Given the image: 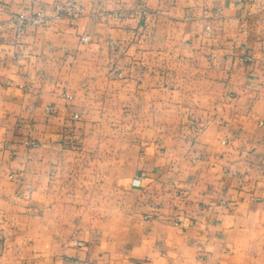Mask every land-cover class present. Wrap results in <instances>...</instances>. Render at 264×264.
<instances>
[{
	"label": "crops",
	"instance_id": "crops-1",
	"mask_svg": "<svg viewBox=\"0 0 264 264\" xmlns=\"http://www.w3.org/2000/svg\"><path fill=\"white\" fill-rule=\"evenodd\" d=\"M0 264H264V0H0Z\"/></svg>",
	"mask_w": 264,
	"mask_h": 264
},
{
	"label": "built area",
	"instance_id": "built-area-1",
	"mask_svg": "<svg viewBox=\"0 0 264 264\" xmlns=\"http://www.w3.org/2000/svg\"><path fill=\"white\" fill-rule=\"evenodd\" d=\"M247 1V0H244ZM85 15V8L81 3L77 2H57L52 5L51 13L46 14L43 9H40L31 13H18L7 24L8 28L12 29L16 34H21L25 27L31 26H43L46 25L51 19H69L74 21ZM209 30V27L206 28ZM81 41H88L87 37H82ZM115 45V41L110 42ZM245 60L250 61V57H245ZM50 110H52L50 108ZM78 116L75 115V118ZM26 145L30 147H39V143L36 141H26ZM141 178H137L133 181V185L139 186ZM80 245L79 242H76Z\"/></svg>",
	"mask_w": 264,
	"mask_h": 264
},
{
	"label": "rangeland",
	"instance_id": "rangeland-1",
	"mask_svg": "<svg viewBox=\"0 0 264 264\" xmlns=\"http://www.w3.org/2000/svg\"><path fill=\"white\" fill-rule=\"evenodd\" d=\"M111 41H114V40H111ZM111 41H110V42H111ZM110 42H109V43H110ZM115 43H116V42H115ZM110 45H112V44L110 43ZM112 46H113V47H117V43H116L115 45H112Z\"/></svg>",
	"mask_w": 264,
	"mask_h": 264
}]
</instances>
